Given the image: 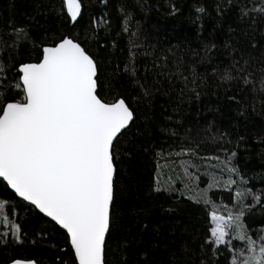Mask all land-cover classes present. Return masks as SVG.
I'll return each instance as SVG.
<instances>
[{
    "label": "trees",
    "instance_id": "16d2710c",
    "mask_svg": "<svg viewBox=\"0 0 264 264\" xmlns=\"http://www.w3.org/2000/svg\"><path fill=\"white\" fill-rule=\"evenodd\" d=\"M82 4V15L73 25L70 17L65 18L66 9L61 14L62 0H0V37L7 39L13 25L30 27L36 44L45 37L50 41L60 35H79L98 56L106 86L121 89L132 98L137 119L117 145L120 163L109 239L111 264H121L124 259L127 264H185L189 260L199 264V259L212 255L207 249L201 250L211 225L210 206L197 202L200 192L193 195L198 184L203 190L208 188L206 177L198 174L201 169L205 172L206 166L204 160L194 161L198 170L189 171L196 172L200 179L185 190L177 175L183 174L179 165L189 157L178 155L179 146L185 136L202 140L200 157L219 156L221 162L214 167L219 171L227 155L235 151L233 162L244 177L243 183L234 177L236 190L246 187L258 193L264 189V92L259 91L264 69V16L254 17L255 23L238 19L235 5H248L249 0H233V6L228 0H82ZM218 4L226 9L222 14L217 11ZM198 8L204 11L198 12ZM101 15L111 27L101 24L99 29L94 28L93 18ZM212 44L216 47L206 53L205 46ZM34 54L31 43L22 45L18 53L11 52L22 61ZM165 58L167 68L175 64L196 67L204 81L197 88L198 98L190 92L181 97L183 85L179 81L169 83L157 75L165 70ZM233 60L239 61L237 67L249 61L247 71L253 74L250 79L256 81L257 91L240 79H220V73ZM133 62L138 77L147 76L149 83L155 77L163 84L150 101L142 98L140 88L123 71ZM242 109H246L243 115ZM209 123L214 124L211 132ZM173 131L178 135L173 136ZM212 133L218 137L215 141L210 139ZM220 133L227 135L220 139ZM222 173L227 179L228 174ZM170 177L175 191L168 189ZM4 184L0 179V200L7 199L12 205L7 209L10 218L25 226L27 238L17 243L11 235L3 237L5 228L0 226V264L13 256L35 258L41 264L66 260L64 240L57 241L54 231H41L51 228L50 219L34 207L17 212L15 204L21 199L10 198L12 191ZM209 195L215 203L222 201L221 195L229 204L234 197L229 189L209 190ZM246 202L251 203V197ZM247 222L254 230L264 227V207L255 206ZM5 240L9 242L7 247ZM124 244L127 247L121 250ZM230 259L228 251L221 248L211 264H229Z\"/></svg>",
    "mask_w": 264,
    "mask_h": 264
},
{
    "label": "snow or ice",
    "instance_id": "6c2138e0",
    "mask_svg": "<svg viewBox=\"0 0 264 264\" xmlns=\"http://www.w3.org/2000/svg\"><path fill=\"white\" fill-rule=\"evenodd\" d=\"M228 5L233 6V0H228ZM235 6L241 21L247 18L255 23L254 17L264 16V0H249L248 5ZM83 7L82 0H62L61 14L66 9L65 18L70 17L75 25ZM224 10L217 5L218 13ZM93 24L97 29L101 24L111 27L104 15L94 17ZM34 40L28 26L13 25L7 39L0 37V178L6 182L4 187L12 190L10 198H22L15 204L17 212L34 206L39 213L51 218V228L44 227L41 231H54L57 241L64 240L67 251L63 255L68 258H58L59 264H111L109 239L114 226L120 163L117 145L135 124L137 109L123 90L106 86L98 56L79 35H60L50 41L45 37L39 44ZM29 43L34 56L22 61L11 55L12 51L18 53L22 45ZM215 47V44L205 46V52ZM226 47L232 46L226 44ZM248 64L245 60L243 66L237 67L239 61L233 60L232 65L220 73V79H240L257 91L256 81L250 79L253 74L247 71ZM123 71L140 88L144 100L150 101L163 87L155 77L153 83L148 82L147 76L138 77L134 62L131 66L125 65ZM261 72L259 91L264 92V69ZM157 75L169 83L174 79L179 81L183 85L179 90L181 97L190 92L198 98L197 88L204 82L195 66L175 64L167 68L166 58L165 70ZM245 110H241V115ZM213 127L214 124L209 123L208 131ZM172 135L178 133L173 131ZM226 135L220 133L219 138ZM217 138L215 133L210 136L213 141ZM202 144L196 137L185 136L179 146L178 155L189 157L181 161L179 168L183 174L177 175L185 190L200 179L196 172L189 171L190 168L198 170L195 160L220 161L219 156L201 158ZM220 151L227 153L228 150ZM235 157L236 152L232 151L222 162V171L228 174L222 185L215 174L209 173L208 188L199 193L197 202L212 207L208 213L211 225L201 245L202 251L207 249L212 255L199 259V264H211L221 248L228 251L229 264H264V227L254 230L247 222L255 206L264 207V189L257 193L250 188L237 187L234 197H230L236 204L224 212L209 195L212 188L222 186L230 190L236 186L238 182L234 177L244 182L243 174L233 162ZM168 189L176 190L171 177ZM249 197L251 203L246 202ZM24 201L28 202L27 206ZM10 207L7 199L0 200V226L5 228L2 236L11 235L15 242L23 243L27 238L25 226L18 219L10 218L7 211ZM237 242H242L243 246H238ZM8 243L5 240L4 246ZM120 247L123 250L127 244ZM6 264L41 262L27 256H13L6 259ZM121 264H127L126 259ZM185 264L194 262L189 260Z\"/></svg>",
    "mask_w": 264,
    "mask_h": 264
},
{
    "label": "rangeland",
    "instance_id": "374dc122",
    "mask_svg": "<svg viewBox=\"0 0 264 264\" xmlns=\"http://www.w3.org/2000/svg\"><path fill=\"white\" fill-rule=\"evenodd\" d=\"M207 157H208V156H207ZM207 157L205 156L204 158H207ZM209 157H210V156H209ZM202 160H204V162H205L204 164H205V166H206V171L204 172V171L201 169V170L198 171V174H199L200 176H203V175H204V176L206 177V178H205V180H206L205 183H206L207 187H208V184H209L210 179H211L209 173H211V174H215L216 179L219 180V181H221V185H222L223 181L226 180V176H225V174L222 173V171L214 170L215 163H216L217 161H216L215 159H200V161H202ZM220 162H221V159H220ZM217 163H219V162H217ZM217 163H216V164H217ZM209 168H212L213 170H212V169H209ZM207 169H209L210 172H207V171H208ZM206 172H207V173H206ZM200 176H199V177H200ZM199 186H200V185L198 184V188H197V187L194 188V191H193V195H194V196H195V193H197V192H201V190H203V189H201ZM213 190H218V191H220V192H223V190H226V189L223 188V187L221 186V187H219V188H212V189H210V191H213ZM235 192H236V188H235V186H233V187L230 189V193H232L233 196H234V195H235ZM221 198H222V201H219V202L216 203L217 205L222 206V207L220 208V211H221V212L226 211L227 208H232V207L236 204L235 199H233L232 203L229 204V203H227V202L224 201V198L222 197V195H221ZM219 199H220V198H219ZM209 208H210V212H211V211H212V207L210 206ZM237 244H238V246H240V247L243 246L242 242H237Z\"/></svg>",
    "mask_w": 264,
    "mask_h": 264
},
{
    "label": "water",
    "instance_id": "95a60500",
    "mask_svg": "<svg viewBox=\"0 0 264 264\" xmlns=\"http://www.w3.org/2000/svg\"><path fill=\"white\" fill-rule=\"evenodd\" d=\"M79 18V17H78ZM73 23V22H72ZM1 180H2V178H0ZM6 183V182H5ZM11 190V189H10ZM12 191V190H11ZM19 198V197H18ZM20 199H22V198H20ZM26 202V201H25ZM28 203V202H27ZM34 207V206H33ZM42 214V213H41ZM44 215V214H43ZM48 218V217H47ZM48 219H50L51 220V218H48ZM4 264H6V263H4Z\"/></svg>",
    "mask_w": 264,
    "mask_h": 264
}]
</instances>
